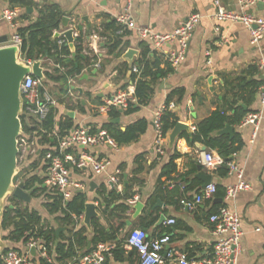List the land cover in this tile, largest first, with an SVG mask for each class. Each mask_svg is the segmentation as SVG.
Wrapping results in <instances>:
<instances>
[{
    "label": "crops",
    "instance_id": "0c3cea01",
    "mask_svg": "<svg viewBox=\"0 0 264 264\" xmlns=\"http://www.w3.org/2000/svg\"><path fill=\"white\" fill-rule=\"evenodd\" d=\"M215 1L135 0L132 13L137 25L148 26L158 32L173 31L193 12L200 13L202 19L193 31L186 60L178 68L173 69L171 73L152 85L154 92L148 103L140 105L139 109L131 114H124L125 110L118 108L113 109L115 113L110 111L101 114L96 108L106 98L124 90L123 86L127 85L125 88L127 89L133 84L130 71L125 76L123 74L118 75L117 72L118 67L124 61L123 53L128 48L136 49L138 51L135 56L136 61L142 52V41L149 45L152 50L150 43L143 39L137 30L127 29L121 34L109 32L115 38L120 36L125 43V48L123 46L120 52H116L117 55L108 52V48L104 44L107 38L101 36L99 32L103 30L102 25L111 22L123 11L126 5L125 0H0V38L7 37L10 40L15 32L9 22L3 18V11L6 8L15 7L20 10L19 28L37 21L41 16V9L46 5H56L63 13V17H69V27H76L75 36L77 38L80 35L84 37L83 46L85 50L82 54L98 56L97 62L100 61L101 64L99 68H96L94 64L92 68L84 70L80 76L67 75V80L69 76L73 77L74 85L83 89L82 94L75 90V95L70 97L67 95L68 89L66 93L60 94L58 86L52 83L57 87L55 94L59 96V102L55 107L56 119L59 121L70 116L74 122L70 131L83 125L89 127L91 131L97 132L105 130L103 126L106 123L116 124L125 130L130 124L140 119L145 118L148 121L146 132L134 142L119 145L118 149L110 144L88 148V151L95 156L106 157L111 161L105 171L100 173H95L91 169L80 172L73 171V177L83 185L79 190L87 195V202H94L97 205V211L102 216L101 219H98L108 229L110 228L108 214H104V204L101 206L98 202V199L101 198L100 191L104 187L109 191L116 189L119 193L125 194L127 186L132 185L136 193L133 199L145 204L142 213L134 217L135 209L132 207L135 203H131L133 199L121 201L131 206L126 223L131 220L132 225L128 231L125 228L120 235L126 239L124 246L121 247L124 251L121 250L123 260L117 261L112 256L109 264H140L138 252L127 246V237L132 230L142 228L137 222L139 217L147 209L152 210L151 207L153 206L148 204V200L156 191L164 164L174 152L180 154L176 160L178 172L172 174L171 179L166 176L162 178L169 189H173L179 184L183 190L185 185H189L193 179H197L199 181L198 186L188 193L192 198L195 197L197 189L200 190L203 184V181L196 177L200 169L204 173L212 174V183L223 187L224 190L228 185L238 180L236 174L223 176L219 173V168L212 169L208 166L207 157L209 155H220L216 149L210 148L203 142H193L188 138V135L195 132L193 127H196L199 121L207 118L223 105H227L225 98L226 95L228 97V94L225 78L233 81L243 76L244 72L248 71L251 66H256L258 71L253 75L248 74V80L263 79L259 64L264 59V38L260 43L254 44L251 41L249 30L243 24L217 19L214 16L217 10ZM221 1L225 8L240 11L239 0ZM249 12L255 15H263L264 3L250 8ZM89 24L91 27H88ZM79 25L83 26L81 31L78 29ZM217 27L220 28L219 32L216 30ZM61 28H66L63 25V20ZM57 31L60 29L54 32V38ZM221 35H226L228 41L220 43ZM174 48L175 46H168L166 50ZM69 49L73 54L75 48L69 46ZM208 50L212 52V64L207 63L206 52ZM157 55L162 59L161 67L166 68L169 63L166 61L165 54L157 53ZM78 57L80 55L77 54L76 61L72 63H78ZM45 63H47L45 64L47 68H58L59 65L54 59L45 60ZM85 74L88 77L82 79ZM178 87L185 89V96L181 101L173 100L176 106L171 111H174L178 116V122L186 123L190 129L182 131L173 144H171L173 129L170 130L166 138V154L160 156L155 148L157 133L153 124L154 115L156 110L166 102L169 93ZM240 104L246 109H250V112L262 111L263 113L258 126L254 124L232 126L234 132L241 134L245 144L242 150L232 157L231 161L241 164L244 169V179L251 183L252 188L240 192L236 198L230 201L214 196V201L205 200L194 208L184 206L177 199L174 201L158 199L154 205L159 200L162 204L158 205L157 209L155 208V214L158 212L160 216L165 215L166 220L176 219V223L173 225H167L166 221L158 224L159 216L157 222L147 230L150 237H158L161 232L171 234L170 243L165 248L166 262L164 264H177L175 253L179 251L187 252L193 257L206 255L212 250L216 238L212 232L213 224L209 221V214L213 210L214 202L228 204L241 215L243 235L240 264H264V229L257 230V227H264V104L261 102L259 89L250 105L242 101ZM217 134H220L219 131ZM140 155L144 157L142 158L144 171L135 174L134 171L138 166L136 159ZM191 171L190 176L178 178L180 175ZM118 175L121 177V184H116L113 181V178ZM125 181H128L126 185ZM34 199L37 200L36 197L32 196V200L28 202L30 207L37 209L41 214L42 211H47L42 204L37 207L36 204L38 203H34ZM53 219L55 223L51 222L52 224L58 228L63 227L56 223L55 216ZM80 224L87 226L85 214L80 218ZM89 231L92 235L93 226L91 229L89 228ZM8 242L11 244L9 246H17L18 248L23 245L22 242L17 244ZM130 252H132L131 255H129ZM169 254L173 255L169 256ZM38 264L41 263L38 262Z\"/></svg>",
    "mask_w": 264,
    "mask_h": 264
},
{
    "label": "trees",
    "instance_id": "16d2710c",
    "mask_svg": "<svg viewBox=\"0 0 264 264\" xmlns=\"http://www.w3.org/2000/svg\"><path fill=\"white\" fill-rule=\"evenodd\" d=\"M62 20L63 13L58 6L46 5L41 9V16L37 21L26 27L18 28L19 33L23 37L22 52L26 55L27 60L43 59L45 61L54 59L58 64L69 68L67 73H62L59 68L46 67L47 81L58 86L60 94L67 92L65 88L67 75L80 76L84 70L92 68L98 60L97 55L85 54V58L78 57V65L66 62V59L72 55V52L65 44L59 45V38H54V32L61 28ZM102 27L103 30L99 34L107 38L104 44L108 48V52L114 54L119 50L121 51L125 45L122 38L120 36L115 38L112 33H109L117 32L121 28V25L114 18L111 22L102 25ZM83 42L84 37L80 35L76 41V52L78 55H81L85 50ZM141 45L142 52L135 62L140 72L132 71L131 73V80L135 84L136 95L139 101L137 104H131L124 111V114L134 113L139 109L140 105L148 103L154 92L152 85L173 71L170 64H167L166 68L161 67L162 59L156 52L150 49L149 45L143 41ZM130 69L127 62H122L117 69L118 75L123 74L125 76ZM257 71L258 68L256 66H251L238 79L229 81V79L225 78L228 94V97L226 95L225 98L227 105H223L213 111L210 116L199 121L195 132L188 135L191 141L203 142L210 148L216 149L225 158L226 162L231 161L232 157L242 150L245 142L240 133L235 131L231 136L229 134H217V132L224 129L228 124L233 127L240 125L243 119L251 113L250 109H246L240 102L242 101L250 105L255 98L257 90L264 83L263 79L248 80V74L253 75ZM126 87L127 85L123 86V89ZM185 92L183 87L173 89L169 93L166 102L169 103L175 99L181 101L185 96ZM112 113H115L114 110H112ZM178 121L179 118L174 111H166L163 115L164 132L167 134L176 126ZM38 124L40 127L37 125L31 128L27 119H23L24 130L32 134L36 133L38 143L43 147H53L57 144V138L53 135L55 131H58L60 136H65L74 126L73 119L70 116H66L64 119L58 121L56 119L55 108L52 109L45 121ZM147 127L148 121L145 118L130 124L125 130L111 123H106L103 126L119 145L129 144L138 140L146 132ZM46 151L47 148L42 149L41 158L45 156ZM179 156V153L174 152L164 164L156 191L148 200L150 206H154L160 198L163 200L169 199L170 201L177 199L180 203L185 199H192V196H189L188 193L198 186L199 181L197 179H193L191 184L185 185L183 190H181L179 184L175 188L169 189L162 180L164 176L171 179L172 174L178 172L176 160ZM142 158L144 157L140 155L136 159L138 166L134 171L135 174H140L144 171ZM39 165V161H35L27 170V176L24 181L25 189L33 197L45 196L47 200L44 201L43 206L49 214L55 216L56 223L59 226L66 227L67 229L60 232L58 237L56 232L58 227L56 225L44 218L37 209L30 207L24 200L11 195L8 197L2 220L4 240L17 244L27 242L31 236L43 238L48 247L49 254L53 257V263H48L44 258L40 257L41 264L75 263L79 257L96 250L100 243H115L116 247L112 251L113 258L117 261L123 260L121 247L124 246L126 239L125 237H120V235L126 228V219L129 217L128 213L131 210V206L121 201L134 198L136 193L133 190V186L128 185L125 194L119 193L116 189L109 191L105 187L100 191L101 198L98 199V202L101 206L104 204L103 211L104 214H108L110 228L108 229L102 225L100 220L94 217L92 219L93 233L91 235L89 228L84 224H80V218L84 215L88 200L87 195L78 190L69 201H64L61 195L53 193L44 187V178L36 173ZM228 170L227 164L221 165L218 169L219 173L223 176L228 174ZM191 174L192 171L182 174L178 178L188 177ZM17 180L18 176L15 181ZM198 192L199 189H197ZM224 195L225 190L223 187L217 185L215 196L223 198ZM210 200L214 201V198ZM223 204L214 202L213 210L210 212L209 217ZM155 211L147 209L139 217L137 222L140 227L148 230L157 222L160 214L158 212L155 214ZM163 234L164 232H161L159 236ZM9 247L7 246L3 250V253L7 252ZM110 259L111 257L106 258L107 264H109Z\"/></svg>",
    "mask_w": 264,
    "mask_h": 264
},
{
    "label": "built area",
    "instance_id": "2783aa9c",
    "mask_svg": "<svg viewBox=\"0 0 264 264\" xmlns=\"http://www.w3.org/2000/svg\"><path fill=\"white\" fill-rule=\"evenodd\" d=\"M135 0H125L126 5L122 12L116 17V21L121 28L117 34H121L125 29H135L138 34L148 41L153 51L165 54L166 61L173 69L186 60L189 52L190 42L193 31L202 19L198 12L191 13L171 32H158L148 26L137 25L133 17V5ZM240 11L229 10L225 8L221 0H216L217 10L214 16L221 21H231L243 24L250 32L251 41L254 44L260 43L264 38V14L255 15L249 12V9L264 3V0H239ZM20 10L15 7H8L3 11V18L9 22L15 30L12 38L5 45H15L22 49L23 37L18 31V16ZM216 30L219 32L220 28ZM228 41L226 35L220 36V43ZM67 40L62 37L59 39V45H63ZM168 46H175L174 49L166 50ZM207 63L212 64V52H206ZM29 63L32 61L27 60ZM101 66L100 61L95 63V67ZM60 71L67 72L65 66H57ZM259 68L264 76V59L260 61ZM133 71L139 73L138 65L133 67ZM264 80V79H263ZM73 77L69 76L67 80L68 96H74L75 90L71 88L74 85ZM45 82L34 76H26L22 84V95L24 98V113L31 128L39 126L38 123L45 121L54 109L59 100L46 88ZM260 99L264 104V83L259 88ZM139 101L136 95L135 84L127 89L118 91L111 97L105 99L96 109L101 114H106L115 108L127 110L131 104H137ZM176 106L174 101L164 102L155 112L153 124L156 129L155 148L160 156L166 154L167 134L163 129V115L168 110H173ZM262 111L249 113L240 126L254 124L258 126L262 118ZM40 127V126H39ZM42 129V128H41ZM196 130V127H193ZM44 131V130H43ZM57 138L55 146H40L36 133L32 134L23 130L19 136V166L22 171L18 175L16 185L25 181L27 170L35 161L45 168L44 187L53 193L61 195L64 201H69L76 191L82 188V183L73 177V171L93 170L95 173L103 172L111 164L108 158H99L88 151L89 147L102 144H110L118 149L119 144L109 135L106 130L97 132L91 131L89 127L80 125L75 127L65 136H60L58 131L53 133ZM47 148L45 156L40 157L42 149ZM208 166L212 169H218L221 165L227 164L228 174H236L237 182L230 184L225 189L223 200L230 201L238 196L242 191L252 188L251 183L244 179V169L240 163L235 161L226 162L221 155H209L207 157ZM116 184H121L120 175L113 178ZM217 192V185L211 183L199 190L192 199H185L182 204L188 208H194L205 200L213 199ZM136 199L131 203H136ZM209 221L213 224L212 232L216 240L212 250L202 256L191 257L187 252H176L175 261L177 264H240V255L242 253V218L239 212L228 204H223L218 210L212 213ZM167 225L176 223V219L166 220ZM264 227H257V230H263ZM171 234L164 233L158 237H150L147 230L137 228L132 230L127 237V246L135 249L139 255L140 264H164L166 262L165 248L170 243ZM115 243H100L96 250L90 254L79 257L75 263L70 264H104L107 257H112V251L115 249ZM36 250V255L32 250ZM173 254H169L172 256ZM44 258L48 263H53V257L48 252L46 242L41 237L31 236L27 242H24L21 248L10 246L7 252L0 256V264H38L37 257Z\"/></svg>",
    "mask_w": 264,
    "mask_h": 264
},
{
    "label": "water",
    "instance_id": "95a60500",
    "mask_svg": "<svg viewBox=\"0 0 264 264\" xmlns=\"http://www.w3.org/2000/svg\"><path fill=\"white\" fill-rule=\"evenodd\" d=\"M260 4V3H259ZM70 19L69 17H63V25L65 29L60 28V31L55 33V38L64 37L67 42L66 46L75 48L72 57L66 59L67 63H72L76 61L77 52L75 42L77 41V36H75L76 27H69ZM88 27H91L89 24ZM81 31L83 29L82 25L78 26ZM9 39L7 37L0 38V256L3 250L6 248V243L3 238V226L2 220L5 210V200L14 195L15 197L24 200L25 202H30L32 200V195L25 189V182H21L16 185V177L22 171V167L19 166L18 155H19V136L23 133L24 125L23 119L26 118L24 113V98L22 95V84L28 75H34L44 82L47 81L45 61L43 59L34 60L29 63L26 59V55L23 54L22 49L15 45H5ZM120 52L117 51V53ZM116 53V55H117ZM138 51L134 48H128L123 53V62H127L130 66V74L133 71L135 64V56ZM85 58L84 54L80 55ZM140 56V54H139ZM138 56V57H139ZM78 65V63H76ZM88 75H83L82 79L87 78ZM264 79V76H263ZM68 89V85H65ZM72 89L80 92L82 94L84 91L81 87L76 85L71 86ZM118 122V121H117ZM190 127L184 122H178L173 128L171 133V144H173L177 136L182 131H188ZM233 127L228 124L226 127L219 131L220 134L226 133L233 135ZM233 159V158H232ZM196 177L203 181L202 188L208 186L213 181L212 174L204 173L201 169L196 174ZM128 181H125V185ZM222 200V199H221ZM162 204L159 200L156 205L152 207V210ZM145 204L141 201L136 202L132 208L135 209L134 217H137L142 213ZM85 223L91 229L92 219L97 217L99 219L102 216L97 211V205L94 202H87L85 206ZM166 221V216L161 215L158 221L159 223H164ZM132 225V221H127L126 231ZM66 227L57 228V236L59 237L60 232L64 231ZM123 251V248H121ZM33 254L36 255V250H32ZM124 252V251H123ZM132 252L129 253L131 255ZM104 264H107L105 261Z\"/></svg>",
    "mask_w": 264,
    "mask_h": 264
},
{
    "label": "rangeland",
    "instance_id": "374dc122",
    "mask_svg": "<svg viewBox=\"0 0 264 264\" xmlns=\"http://www.w3.org/2000/svg\"><path fill=\"white\" fill-rule=\"evenodd\" d=\"M45 86H46V88L49 90V92H51L53 95H55L58 99H59V96H57L55 93H56V91H57V87H55L51 82H49V81H45ZM36 173L38 174V175H40L41 177H43L44 175H45V168H44V166L43 165H39L38 167H37V170H36ZM39 197V198H38ZM38 197H36L37 198V200L36 199H34L33 200V202L34 203H38V204H36V206L38 207V206H41V204L43 205V202L44 201H46L47 199H46V197L45 196H38ZM8 202V198L5 200V203H7ZM42 215H43V217H45L46 219H48L50 222H52V223H55V221H54V219H53V215H51V214H49L47 211H42ZM4 233V232H3ZM5 243H6V246H9V245H11V244H9V242H6L5 241ZM8 244V245H7ZM40 263V257L38 256L37 257V263Z\"/></svg>",
    "mask_w": 264,
    "mask_h": 264
}]
</instances>
